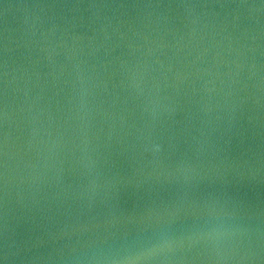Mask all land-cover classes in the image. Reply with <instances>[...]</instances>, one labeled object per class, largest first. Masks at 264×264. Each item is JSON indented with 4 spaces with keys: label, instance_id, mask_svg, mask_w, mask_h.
Returning <instances> with one entry per match:
<instances>
[{
    "label": "water",
    "instance_id": "water-1",
    "mask_svg": "<svg viewBox=\"0 0 264 264\" xmlns=\"http://www.w3.org/2000/svg\"><path fill=\"white\" fill-rule=\"evenodd\" d=\"M0 264H264V0H0Z\"/></svg>",
    "mask_w": 264,
    "mask_h": 264
}]
</instances>
